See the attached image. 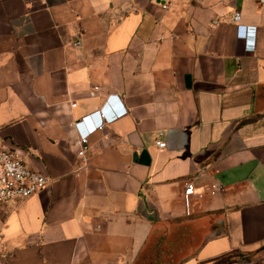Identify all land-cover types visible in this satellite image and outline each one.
<instances>
[{"label": "crops", "instance_id": "0c3cea01", "mask_svg": "<svg viewBox=\"0 0 264 264\" xmlns=\"http://www.w3.org/2000/svg\"><path fill=\"white\" fill-rule=\"evenodd\" d=\"M0 139L50 180L0 207V264H156L164 228L264 264V5L0 0Z\"/></svg>", "mask_w": 264, "mask_h": 264}, {"label": "built area", "instance_id": "2783aa9c", "mask_svg": "<svg viewBox=\"0 0 264 264\" xmlns=\"http://www.w3.org/2000/svg\"><path fill=\"white\" fill-rule=\"evenodd\" d=\"M259 4L263 6L264 0H259ZM240 19L241 14L236 12L232 21L238 23ZM94 95L95 91L91 93V96ZM76 144L79 148L78 157L84 159L90 150L87 144V136H80ZM156 146L161 150L167 148L166 143L161 140L156 142ZM49 184L50 180L45 174L32 168L23 150H19L12 143L0 139V207L19 206L42 192ZM194 190V184L188 183L185 196L193 195Z\"/></svg>", "mask_w": 264, "mask_h": 264}, {"label": "rangeland", "instance_id": "374dc122", "mask_svg": "<svg viewBox=\"0 0 264 264\" xmlns=\"http://www.w3.org/2000/svg\"><path fill=\"white\" fill-rule=\"evenodd\" d=\"M162 231H160V236L158 238L159 244L151 247V241H148L140 257L142 259L146 256L150 257V259H153V262H157L156 264H180L186 258L187 253L177 257V253L173 251V239L167 240V235H171L172 231L168 232L166 228ZM222 232L224 231L222 230Z\"/></svg>", "mask_w": 264, "mask_h": 264}]
</instances>
